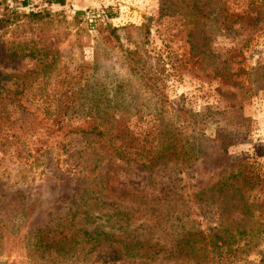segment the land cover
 I'll return each instance as SVG.
<instances>
[{"label":"rangeland","instance_id":"obj_1","mask_svg":"<svg viewBox=\"0 0 264 264\" xmlns=\"http://www.w3.org/2000/svg\"><path fill=\"white\" fill-rule=\"evenodd\" d=\"M0 3V12L48 13L47 24L18 34L56 48L60 61L23 95L25 112L9 108L10 126L0 132V264H264V0ZM34 65L24 59L8 70ZM207 108L240 134L222 162L209 163L217 155L206 143L204 162L154 158L161 132L195 144V114ZM88 114H107L100 136L80 131L92 125ZM204 122L197 131L214 138L217 122ZM237 168L246 182L227 180ZM89 172L133 195L116 200L130 208L125 216L91 207L83 194ZM84 221L107 236L87 244L76 232L52 254L34 250L35 230L73 232ZM237 224L247 239L236 235L229 249L215 250L214 236Z\"/></svg>","mask_w":264,"mask_h":264},{"label":"trees","instance_id":"obj_2","mask_svg":"<svg viewBox=\"0 0 264 264\" xmlns=\"http://www.w3.org/2000/svg\"><path fill=\"white\" fill-rule=\"evenodd\" d=\"M49 4H58L64 5V0H47ZM26 1L23 2L25 5ZM1 5V3H0ZM82 15V12H76L75 19L79 18ZM49 14H43L42 12H28L22 13L16 9L4 8L2 12H0V33L1 38L5 35L9 30L17 32L9 40H0V132L6 127L10 126L11 120L9 116V108H15L16 112H25V105L23 104V95L27 91H32L34 85L39 80H46L53 75V73L58 72L59 61V52L56 48H52V46H47L46 44H41V42H36L33 39L27 40L26 38L22 39L21 35L18 34L20 29H24L26 26L29 29L33 28V26H41L47 24L49 20ZM262 18V16H261ZM33 30V29H32ZM115 32V30H112ZM132 55V54H130ZM30 59L35 62V65L28 70L18 71L16 68L13 70H8V64L13 62H19L20 60ZM48 110V108H47ZM182 116L185 117L184 114H191L190 112H183L182 110H178ZM206 113L208 114H195V144L193 142L190 143L187 140L179 141L176 135L172 134L170 131H164L159 134V139L157 141L156 151L154 153V158L157 160L161 159H173V160H181L188 162L189 160L194 159L198 161H205V158L208 157L206 152L205 143L212 144L215 149V153L217 157L212 158L209 156V163H217L218 161L222 162L221 152L226 151L229 146L235 144L236 139L240 136V134L233 132L230 130L228 124L231 123V120L219 116H224L225 114H218L216 112L212 113L209 108L206 109ZM14 115V114H13ZM21 117L25 116V114H16ZM44 117L53 116L56 114H42ZM68 115V114H64ZM91 119L92 125L86 129L80 130L85 133H94V137L100 136L102 134V130L99 127L102 125L105 126V118L107 114H88ZM106 115V116H105ZM205 119H212L217 122V129L215 131L214 138L206 137L202 132L197 131V127L199 124H204ZM201 131V130H200ZM199 132V133H197ZM197 134V135H196ZM1 139V138H0ZM91 139V138H89ZM190 143V144H189ZM39 151V150H37ZM47 150H44L38 154V158H35L34 161L39 160ZM192 152V154H190ZM86 157H90L91 155L84 152ZM225 154V152H224ZM222 153V156L224 155ZM116 156L119 159H126L127 162L131 160L127 157L126 154L121 151L116 152ZM153 158V159H154ZM148 162V161H147ZM202 162V164H203ZM143 169H150L153 164L141 162ZM82 167V164L80 165ZM84 170V167L82 168ZM91 172H89V176L85 179L87 181L86 189L83 191V194L86 197V200H91L93 202V206H97V211L102 210V207H109V213L112 212L109 216H125L130 208H126L124 206L119 205L116 200L122 202L125 199H128L131 202V195L129 191H126L124 187H118L114 189L111 186H108L109 181L107 182H95L97 180L96 177H90ZM243 179V182H246L245 173L237 168L236 173L231 172V176L227 178V180H235L237 178ZM111 180V179H110ZM233 186V184H231ZM99 195L108 196L109 198H114V201L111 202H103ZM125 196V197H122ZM94 196V198H93ZM92 197V198H91ZM125 198V199H124ZM226 198V197H225ZM224 198V199H225ZM249 198L245 199V206L248 210L251 208ZM80 201H83V196L80 198ZM136 202V201H135ZM244 204V201H241ZM75 209H78V204L74 203ZM95 208V207H94ZM238 208V207H237ZM89 219V218H88ZM127 220L125 224H127ZM239 224L230 227V229L223 230L222 234H216L212 241L211 246L216 249H222L223 247L229 249L228 239L235 238L236 235L239 237L244 236L247 239V231L245 228L237 227ZM87 227V223L84 221L83 225H80V229L77 231L74 230L71 232V226H61L56 225L54 228L46 227L43 229H37L32 233L33 240V248L35 251H39L45 254H52L60 250V248L66 244L71 243L76 240V232L83 234L82 240H84L87 244H93L99 242L100 238L98 236L107 235L101 233L98 228H94L92 231L85 230ZM235 233V236L233 235ZM113 234H111L112 236ZM246 235V236H245ZM93 237V238H92ZM111 238V237H110ZM114 241V240H112ZM117 241L113 242L116 243ZM95 248V244L92 245ZM126 246V244H125ZM248 246V245H246Z\"/></svg>","mask_w":264,"mask_h":264}]
</instances>
